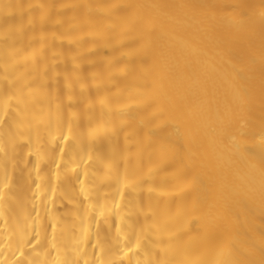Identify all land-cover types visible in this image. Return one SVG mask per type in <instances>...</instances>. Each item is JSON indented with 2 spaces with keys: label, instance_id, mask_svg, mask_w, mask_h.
Masks as SVG:
<instances>
[{
  "label": "bare ground",
  "instance_id": "obj_1",
  "mask_svg": "<svg viewBox=\"0 0 264 264\" xmlns=\"http://www.w3.org/2000/svg\"><path fill=\"white\" fill-rule=\"evenodd\" d=\"M0 264H264V0H0Z\"/></svg>",
  "mask_w": 264,
  "mask_h": 264
}]
</instances>
